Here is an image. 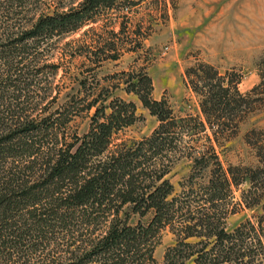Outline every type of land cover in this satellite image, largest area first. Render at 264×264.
I'll return each mask as SVG.
<instances>
[{
	"label": "trees",
	"instance_id": "16d2710c",
	"mask_svg": "<svg viewBox=\"0 0 264 264\" xmlns=\"http://www.w3.org/2000/svg\"><path fill=\"white\" fill-rule=\"evenodd\" d=\"M117 1L72 0L66 10L26 19L19 10L33 0H0V264H154L153 250L166 227L177 238L165 253L166 264L189 259L193 264H250L246 239L259 242V233L264 235V143L254 146L256 165L227 168L210 143L192 158L188 190L179 198L170 197L174 189L165 179L169 155L183 151L185 135L208 126L218 143L226 131L236 134L232 123L250 111L237 89L239 77L233 80L203 62L185 68L204 121L177 118L165 99H153L146 72L130 77L127 92L158 120L150 136L130 146L121 142L110 148L113 136L137 120L131 101L116 98L97 106L99 98H94L80 107L67 105L64 118L33 119L34 108L28 105L41 87L42 42L78 31ZM91 110L89 130L69 141L62 129L71 113ZM244 180L250 187L242 193L243 202L263 210L260 232L250 223L226 230L232 187ZM149 213L144 224L127 222L130 214ZM38 254L41 258L34 260Z\"/></svg>",
	"mask_w": 264,
	"mask_h": 264
},
{
	"label": "rangeland",
	"instance_id": "374dc122",
	"mask_svg": "<svg viewBox=\"0 0 264 264\" xmlns=\"http://www.w3.org/2000/svg\"><path fill=\"white\" fill-rule=\"evenodd\" d=\"M33 1L31 7L18 9L26 19L34 13L38 16L66 10L65 4L72 0ZM60 4L62 7H58ZM42 43L41 87L37 90L39 95L28 105L34 108L31 113L37 123L52 114L64 118L67 105L80 107L94 98H99L97 106L116 98L131 101L137 120L113 136L110 148L121 142L133 145L150 136L158 125L157 118L138 96L126 90L127 80L141 71L151 78L153 99H165L177 118L204 121L199 96L184 74L185 68L203 62L214 66L221 75L228 74L233 80L239 77L237 89L250 111L241 121L232 123L230 129L236 134L229 136L226 131L218 143L208 126L185 135L183 151L169 155L165 179L174 189L170 197L179 198L188 190L185 183L192 158L210 143L223 168L256 165L254 146L264 143V0H118L112 8L99 9L95 20L78 31L65 36L52 35ZM101 47L116 49L92 54ZM108 54L117 57L111 59L106 57ZM105 96L107 100L102 101ZM92 113L93 110L71 113L66 128L61 127L69 141L73 135L81 137L89 130ZM249 187L247 180L237 188L232 187L225 219L229 232L243 224L249 226L248 223L259 231L257 220L262 207L260 204L247 207L242 199V193ZM125 212L127 208L120 214L123 219ZM150 218L151 213L142 218L130 214L127 222L135 225L140 220L144 224ZM259 235V242L249 239L245 242V251L252 255L250 264H264V235ZM176 243L175 233L170 227L164 228L153 250L154 264H166L165 253ZM57 245L50 247L52 253ZM35 256L34 260L41 258V254ZM184 264L193 261L189 259Z\"/></svg>",
	"mask_w": 264,
	"mask_h": 264
}]
</instances>
